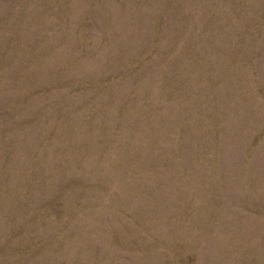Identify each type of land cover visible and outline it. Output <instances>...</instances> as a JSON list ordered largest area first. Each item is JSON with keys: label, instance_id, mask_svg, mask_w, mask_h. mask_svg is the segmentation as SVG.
Returning <instances> with one entry per match:
<instances>
[{"label": "rangeland", "instance_id": "obj_1", "mask_svg": "<svg viewBox=\"0 0 264 264\" xmlns=\"http://www.w3.org/2000/svg\"><path fill=\"white\" fill-rule=\"evenodd\" d=\"M0 264H264V0H0Z\"/></svg>", "mask_w": 264, "mask_h": 264}]
</instances>
